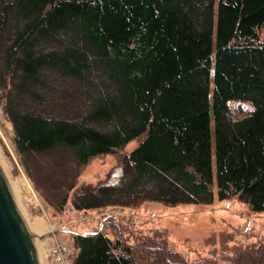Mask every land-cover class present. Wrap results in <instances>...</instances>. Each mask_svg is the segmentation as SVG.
Masks as SVG:
<instances>
[{"label":"trees","instance_id":"trees-1","mask_svg":"<svg viewBox=\"0 0 264 264\" xmlns=\"http://www.w3.org/2000/svg\"><path fill=\"white\" fill-rule=\"evenodd\" d=\"M0 85L57 211L216 197L264 213V0H0ZM136 140L104 182L78 183ZM121 225L71 232L72 264H220ZM230 249L226 264H264V242Z\"/></svg>","mask_w":264,"mask_h":264},{"label":"rangeland","instance_id":"rangeland-1","mask_svg":"<svg viewBox=\"0 0 264 264\" xmlns=\"http://www.w3.org/2000/svg\"><path fill=\"white\" fill-rule=\"evenodd\" d=\"M4 105L5 92L0 85V166L26 224L31 229L34 225L40 226L37 232L32 229L33 235L39 237L48 234L47 237L36 238L34 241L39 264H55L48 256L53 239L74 248L71 232L102 230L104 234L113 237L114 232L108 230L106 225L114 221L124 225H121L123 237L132 245L138 242L139 235L152 236L155 230L160 231L159 238L152 236L155 240L152 241L159 243L161 247L165 245L166 249L177 253L190 263L215 257L220 264H226L224 260L231 254L230 248L234 244L247 248L251 245H262L264 242V213H252L247 206L234 199L218 201L215 197L213 203L207 206L169 207L145 203L132 210L107 207L92 211H78L67 203L61 211L55 210L36 190V186L44 187L37 162L34 159H24L15 147L14 131ZM26 106V103L22 102L20 107L24 109ZM137 144V140L129 143L118 155L93 159L81 171L78 183L95 186L104 182L117 166L118 158L129 153ZM128 211L132 213L129 214ZM114 212L119 214L115 215ZM228 233L231 237L226 244L224 239L228 237ZM74 253L75 248L72 261ZM72 261L68 264H72Z\"/></svg>","mask_w":264,"mask_h":264},{"label":"water","instance_id":"water-1","mask_svg":"<svg viewBox=\"0 0 264 264\" xmlns=\"http://www.w3.org/2000/svg\"><path fill=\"white\" fill-rule=\"evenodd\" d=\"M0 167V264H39L34 240Z\"/></svg>","mask_w":264,"mask_h":264},{"label":"built area","instance_id":"built-area-1","mask_svg":"<svg viewBox=\"0 0 264 264\" xmlns=\"http://www.w3.org/2000/svg\"><path fill=\"white\" fill-rule=\"evenodd\" d=\"M121 210H124V209H121ZM117 213L118 212H114L115 215ZM127 213L130 214L132 212L128 211ZM124 214L125 213H123V215ZM49 234H52V233H49ZM73 251H74L73 247L70 248L67 245L63 244L62 242L59 243L56 239L55 240L53 239L49 246L48 256L51 259V261L55 264H68L69 262L72 261L71 259H72Z\"/></svg>","mask_w":264,"mask_h":264},{"label":"bare ground","instance_id":"bare-ground-1","mask_svg":"<svg viewBox=\"0 0 264 264\" xmlns=\"http://www.w3.org/2000/svg\"><path fill=\"white\" fill-rule=\"evenodd\" d=\"M0 167H1V166H0ZM1 169H2V168H1ZM2 172H3V170H2ZM3 174H4V173H3ZM23 219H24V218H23ZM38 221H39V219H38ZM24 222H25V220H24ZM40 222H41V221H40ZM25 223H26V222H25ZM37 224H39V223L37 222ZM26 225H27V224H26ZM27 227H28V225H27ZM39 227H40L39 225H34V227H32V229H33L34 231L37 232V231H39ZM41 228H42V227H41ZM51 228H52V229H51V231H52V230H53V227H51ZM28 229L30 230L31 228L28 227ZM32 229H31L30 231H31V232H34ZM34 241H35V240H34Z\"/></svg>","mask_w":264,"mask_h":264}]
</instances>
